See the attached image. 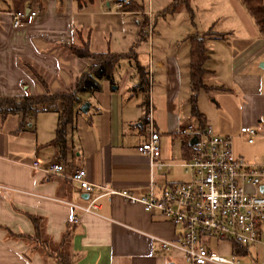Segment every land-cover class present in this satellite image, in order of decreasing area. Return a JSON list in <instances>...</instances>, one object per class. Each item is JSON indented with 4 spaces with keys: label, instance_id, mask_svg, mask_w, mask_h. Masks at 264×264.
Returning a JSON list of instances; mask_svg holds the SVG:
<instances>
[{
    "label": "crops",
    "instance_id": "crops-1",
    "mask_svg": "<svg viewBox=\"0 0 264 264\" xmlns=\"http://www.w3.org/2000/svg\"><path fill=\"white\" fill-rule=\"evenodd\" d=\"M95 1L108 21H100V15L91 10L92 0H0V98L42 94V87L24 66L44 81L49 92L73 89L79 75L95 62L68 53L64 45L79 47L84 42L89 53L120 55L108 78L91 75L97 90L77 95L79 103L66 129L63 153L50 144L55 113L30 110L23 116H0V264H53L29 240L35 232L31 218L37 219V232L52 244L67 234L69 264H184L179 255L162 251L152 240H173L179 227L119 195L143 196L150 182L158 193L185 180V176L165 180L162 171L181 170L178 166L150 174L146 158L135 152L147 104L162 163L180 164L190 158V141L178 134L184 125L208 123L214 134H229L218 114L234 111L236 101L238 128L253 127L257 133L247 145L264 140V27H258L240 0H186L188 10L175 12L185 13L189 21L174 39L173 51L155 59L165 80L155 106L148 70L140 64L143 46L149 52V35L141 23L149 11L133 0ZM125 4L133 9H121ZM24 9L34 11L35 17L28 24L11 27L10 13ZM189 36L201 40L206 55L200 82L207 91L195 93L198 117L189 111ZM213 94L218 99L211 107L199 101V96ZM83 103L87 117L79 109ZM172 156H179L180 163L167 162ZM34 160L40 165L58 161L66 173L81 168L87 183L112 194L101 195L98 189L83 193L67 180L31 170ZM90 200L97 206V215H79L66 204L84 206ZM70 215H78L77 223H69ZM261 242L256 248L242 249L209 240L208 247L243 262H264V237Z\"/></svg>",
    "mask_w": 264,
    "mask_h": 264
},
{
    "label": "built area",
    "instance_id": "built-area-1",
    "mask_svg": "<svg viewBox=\"0 0 264 264\" xmlns=\"http://www.w3.org/2000/svg\"><path fill=\"white\" fill-rule=\"evenodd\" d=\"M106 2V0H98ZM119 7V6H118ZM149 15V13H146ZM35 17L30 9L10 13L11 27L28 24ZM149 31V23H148ZM148 35V33H147ZM141 125V141L135 152L146 158L149 173L161 171L164 167L178 166L185 180L172 183L155 193L151 182L145 195L131 196L120 192L128 204H138L144 212L158 213L179 232L173 240H154L162 251L180 256L184 264H264V262H243L235 256H223L209 249V240L227 242L242 249L256 248L264 237V159L259 163H247L235 156L231 138L214 134L210 125L187 124L178 130L190 144L191 156L180 164L159 161V140L151 120L147 104ZM239 135L246 144H251L257 133L253 127H239ZM30 169L43 175L55 176L75 184L83 193L93 189L103 191L101 195L112 194L102 186L85 181L81 168H71L67 173L58 161L40 165L34 160ZM79 215H97V206L90 200L84 206L66 203ZM68 221L75 224L78 215H70Z\"/></svg>",
    "mask_w": 264,
    "mask_h": 264
},
{
    "label": "trees",
    "instance_id": "trees-1",
    "mask_svg": "<svg viewBox=\"0 0 264 264\" xmlns=\"http://www.w3.org/2000/svg\"><path fill=\"white\" fill-rule=\"evenodd\" d=\"M78 1V0H75ZM249 14L254 18L258 27H264V2L262 0H240ZM183 5L182 8L188 10L186 7V0H171L170 7L166 11L172 13L175 11L176 5ZM124 10H131L133 7H128L125 4ZM218 37V36H215ZM188 42V83L190 95L188 97L189 111L192 116L198 117L195 108V93L207 88L200 82V76L203 73L201 68L202 63L206 59V55L199 38L189 36L186 38ZM63 48L70 54L78 58H86L95 62V65L88 67L87 72L81 73L77 79V83L73 89H64L62 91L49 92L46 89L44 81L31 70L30 67L24 66L25 69L33 76L36 82L42 87V94L39 95H24L13 98H0V116L4 117L7 114L18 113L20 116L27 111L31 113L37 112H53L56 114V124L54 128V136L50 141L51 145L58 148L60 153L65 150V133L68 126L71 124L73 116V108L79 103L77 97L80 93H87L89 91L97 90V85L92 79L91 75L96 78H108V70L117 62L120 55L103 53L92 54L87 51L86 44L82 42L79 47L72 45H64ZM145 83V82H144ZM34 225V234L32 237H19L22 239H29L34 243V247L41 250L46 257L52 260L53 264H69V257L66 252L67 234L62 235L57 244H52L46 240V237L37 232V219L31 218ZM64 248V249H63Z\"/></svg>",
    "mask_w": 264,
    "mask_h": 264
},
{
    "label": "rangeland",
    "instance_id": "rangeland-1",
    "mask_svg": "<svg viewBox=\"0 0 264 264\" xmlns=\"http://www.w3.org/2000/svg\"><path fill=\"white\" fill-rule=\"evenodd\" d=\"M110 1V0H109ZM140 8L149 11V15L145 14L141 21L144 28V33H148L149 35V52L146 51L145 46H143V54L140 57V64L144 67V69L148 70L147 79H148V87L151 95V104L153 106L156 105L160 95L162 87H164V76L163 72L157 68L155 59L157 57L163 58V55L170 54L173 51L174 47V39L178 34H181L182 31L188 24L189 18L183 12L175 13L182 10L183 5H176L174 13H169L166 11V8L170 7L171 0H133ZM86 3V2H85ZM88 3V4H87ZM86 5H89L87 2ZM91 10L97 13L99 16V12L104 11L103 9H96L98 7V3L95 0H92ZM93 8V9H92ZM97 17V16H96ZM98 18L100 21H108L107 17L100 15ZM150 19V20H149ZM94 22V21H93ZM96 23V27L98 29V23ZM148 23H149V31H148ZM102 24H106L103 23ZM91 25L95 28V24L91 22ZM147 66V67H146ZM259 73V71H257ZM182 97L181 99H183ZM180 99V100H181ZM218 98L213 94L209 97L207 96H199V101L203 102V106L211 107V103ZM184 102V99H183ZM235 102L236 109L233 111L231 108L228 112V115L224 112H220L218 115L222 119V123L224 127L227 128L229 134L227 135H218V136H228L231 138V148L235 156L241 157L247 163H259L264 158V140H254L252 145H247L241 136L238 134V106ZM242 103V102H241ZM243 104V103H242ZM84 114V113H83ZM86 117L88 113L84 114ZM155 115V113H154ZM51 121L54 120L53 115L48 116ZM46 118H42L44 120ZM48 119V118H47ZM221 121V120H220ZM53 124V122H52ZM208 124V123H207ZM209 125V124H208ZM53 126V125H52ZM211 126V125H210ZM212 128V127H211ZM167 162L170 163H180L179 156H172L169 158ZM165 180L175 181V180H183L184 174L182 175L181 170L179 168H170L168 170L162 171ZM64 249V248H63Z\"/></svg>",
    "mask_w": 264,
    "mask_h": 264
},
{
    "label": "water",
    "instance_id": "water-1",
    "mask_svg": "<svg viewBox=\"0 0 264 264\" xmlns=\"http://www.w3.org/2000/svg\"><path fill=\"white\" fill-rule=\"evenodd\" d=\"M86 107H87V104L86 103H83L81 106H80V111L81 112H85V109H86ZM192 142H193V140H190V144H192Z\"/></svg>",
    "mask_w": 264,
    "mask_h": 264
}]
</instances>
